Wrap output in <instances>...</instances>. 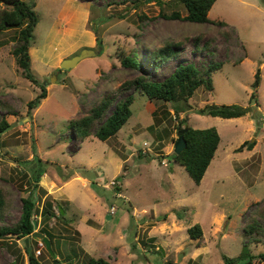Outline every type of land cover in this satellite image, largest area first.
Here are the masks:
<instances>
[{"label": "rangeland", "instance_id": "obj_1", "mask_svg": "<svg viewBox=\"0 0 264 264\" xmlns=\"http://www.w3.org/2000/svg\"><path fill=\"white\" fill-rule=\"evenodd\" d=\"M25 1L38 16L30 46L37 83L18 69L14 31L0 32V100L10 105L0 107V119L10 123L0 133V188L6 198L0 226H14L23 198H30L38 224L34 231L52 232V240L46 236L56 256L33 233L28 238L7 234L0 235V264H30L29 252L43 264H86L89 256H103L112 264H225L224 255L237 257L246 244L253 264H264V218L258 216L264 206L263 0H255L262 11L247 5L237 10L233 0H219L206 23L160 14H186L178 0L162 5L156 0ZM222 4L227 16L217 13ZM59 26L66 28L64 36L55 34ZM165 42H181L182 47L177 56L150 67L151 80H163L182 62L202 71L210 62H223L211 74L214 89L202 85L188 102L150 99L134 89L118 91L141 74L124 67L121 57L136 53L146 61L145 54ZM83 49L97 54L60 70L63 59ZM258 69L261 82L254 88ZM42 86L47 96L31 111L28 102ZM108 94L116 97L115 104L133 94L131 117L108 140L91 135L81 145L69 122ZM212 104H237L248 113L223 118L199 112ZM10 109L16 114H9ZM183 119L195 128L215 127L221 136L199 185L172 160ZM246 141L256 142L253 149L238 151ZM40 170L60 180L62 188L55 194L62 199L47 196L41 180L35 187ZM69 177L71 182L64 184ZM118 179L119 185H109ZM48 199L54 202L53 216L46 213ZM253 217L259 219L261 233L248 238L244 226ZM196 223L203 235L193 239L188 229Z\"/></svg>", "mask_w": 264, "mask_h": 264}, {"label": "trees", "instance_id": "obj_2", "mask_svg": "<svg viewBox=\"0 0 264 264\" xmlns=\"http://www.w3.org/2000/svg\"><path fill=\"white\" fill-rule=\"evenodd\" d=\"M217 0H178L183 4L186 14H182L179 10H172L171 12L161 11L160 14L170 20H184L198 23H206L210 21L209 11ZM160 5L164 0H156ZM34 5L29 4L25 0H0V32L13 30V41L15 46L12 48V54L15 57L16 64L23 77L30 79L37 83V79L31 73V54L30 46L34 29L38 23V16L34 10ZM215 23L224 27L229 26L228 23L217 20ZM228 34L227 32H225ZM98 38V37H97ZM200 37L196 39V46ZM99 45L102 46V39L98 38ZM210 43L207 41L204 47H209ZM181 42H165L157 49L152 50L145 54L146 61L140 60L139 56L135 54H128L122 56L120 59L121 64L127 68L138 69L141 74L136 78L125 81L121 84L120 90H140L143 94L147 95L150 99H161L166 102H188L195 94L196 90L204 85L208 90H213V82L211 79L212 72L221 69L223 62H210L207 69L203 71L195 66L192 62L179 63L173 72L165 77L163 80L154 81L150 79V67L159 66L167 60L177 56L181 49ZM62 70V69H60ZM261 82V69L255 73V80L253 87L258 88ZM255 92L252 93L251 98L255 97ZM47 92L42 86V92L34 100L28 102L32 111L36 102L41 98H45ZM116 97L113 95H105L101 101L91 107L89 112L84 116L71 120L70 128L74 138L85 140L91 135L98 137L101 140H108L110 137L116 135L118 131L126 124L132 115L131 105L135 98L133 94L127 96L124 100L118 101L115 104ZM116 105L113 109V105ZM0 107H10L9 104L0 100ZM201 114L210 115L213 117L223 118H238L248 113L246 107L237 104L233 105H207L200 109ZM9 114H16L15 110L8 112ZM179 119V116L176 115ZM187 120H181L182 126L179 129H186L184 136L187 140V146L179 154L172 153V160L175 163L183 166L190 177L197 185L202 182L204 175L214 158L216 151L219 147L221 136L217 128H195L186 125ZM10 127V123L4 116L0 119V133L5 132ZM255 141H246L239 148L238 151H243L246 147L248 150L253 149ZM45 171H38L35 176V187L39 185L40 176ZM46 213L53 216L52 208L54 202L47 200ZM6 198L4 191L0 188V217L4 213V205ZM35 203L30 198H23V211L19 221L14 226H0V235L7 234L16 235L17 237H30L35 230L33 223ZM63 208V207H62ZM258 216L264 218V206L258 209ZM259 219L253 217L244 226V233L248 238L261 233ZM41 231L45 233L51 240L52 234L45 228ZM189 236L193 239L202 237L203 231L199 223L194 224L188 229ZM50 242L52 243V241ZM27 243V242H26ZM30 264H43L34 253L29 252ZM264 257V255H263ZM248 258L247 264H253V255L249 254L248 245L243 246V252L237 257H229L224 255L225 264H234L237 261H243ZM86 264H112L103 256L93 257L89 256Z\"/></svg>", "mask_w": 264, "mask_h": 264}, {"label": "crops", "instance_id": "obj_3", "mask_svg": "<svg viewBox=\"0 0 264 264\" xmlns=\"http://www.w3.org/2000/svg\"><path fill=\"white\" fill-rule=\"evenodd\" d=\"M219 0H217L215 3H214V5L215 4H217V2H218ZM234 1V4H233V7H235L237 10H241L242 8H244V9H246L245 7H244V5H247V6H251V7H253V8H256V10H258V11H262V6H260L259 4H257L256 3V1L255 0H233ZM225 3L226 4H228L229 3V0H225ZM263 3H264V0H263ZM214 5L212 6V8H211V10L209 11V18H210V20H211V13H212V10H213V7H214ZM223 5V7H221V8H218L217 9V13L218 14H224V16H227L226 14V10H224V4H222ZM227 6V5H226ZM87 10V9H86ZM224 10V11H223ZM86 14V13H85ZM88 17V16H87ZM227 18V17H226ZM63 24V23H62ZM67 25V24H66ZM233 27V26H232ZM234 28V27H233ZM65 29L66 28H63V27H58L57 28V30L55 31V34L57 33L59 36L61 35V36H64V31H65ZM62 33V34H61ZM85 33V32H84ZM85 35H87V34H85ZM60 40H61V38H60ZM93 41V40H92ZM94 42V41H93ZM93 42H92V44H93ZM30 54H32V52L30 51ZM82 143H83V141H81V145H82ZM81 145H80V148H81ZM79 148V149H80ZM57 165H58V167L60 168H62L63 167V164H58V163H56ZM102 173V172H101ZM60 177V176H59ZM79 178H82V177H80L79 176ZM60 179H61V177H60ZM41 181H40V184L41 185H43L44 186V188L46 189L45 191H46V195L48 196V195H52L53 197H54V199H56V200H59V199H62V198H60V197H58L56 194H55V191H59L61 188H62V186H60L59 185V183H60V180L56 177V176H54V177H50V175H47V173H44L43 175H41V179H40ZM62 180V179H61ZM70 180V181H69ZM65 183L64 184H67V183H69V182H71V178L69 177V178H66L65 179V181H64ZM69 201V200H68ZM108 215H109V212H108ZM111 215V214H110ZM49 231V230H48ZM43 233V232H42ZM49 233L50 234H52V232L51 231H49ZM45 236H46V234L45 233H43ZM53 235V234H52Z\"/></svg>", "mask_w": 264, "mask_h": 264}, {"label": "water", "instance_id": "obj_4", "mask_svg": "<svg viewBox=\"0 0 264 264\" xmlns=\"http://www.w3.org/2000/svg\"><path fill=\"white\" fill-rule=\"evenodd\" d=\"M96 54H97V52L93 49H83L80 54H77V55L70 57V58L63 59L62 62L60 63V68L61 69L73 68L84 58L94 56ZM185 130L186 129L180 128L178 131V139L175 143V149H174L175 153H177V154H179L187 146V140L184 136ZM62 212H63V210H62ZM110 216L111 215L109 214L108 217H110ZM33 223H34V227L37 228V226H38L37 221L33 220ZM33 234L37 235L43 239V241L45 242L47 250L51 253L52 257H55L56 254L54 253V251L51 247V242H50L49 238L47 236H45L42 232H38L37 230L34 231ZM26 242L28 244V239L26 240Z\"/></svg>", "mask_w": 264, "mask_h": 264}, {"label": "built area", "instance_id": "obj_5", "mask_svg": "<svg viewBox=\"0 0 264 264\" xmlns=\"http://www.w3.org/2000/svg\"><path fill=\"white\" fill-rule=\"evenodd\" d=\"M163 162H165V160L163 161ZM120 184V180L118 179V180H112L111 182H110V184L109 185H111V186H115V185H119ZM113 212V211H112ZM111 212V213H112Z\"/></svg>", "mask_w": 264, "mask_h": 264}, {"label": "clouds", "instance_id": "obj_6", "mask_svg": "<svg viewBox=\"0 0 264 264\" xmlns=\"http://www.w3.org/2000/svg\"><path fill=\"white\" fill-rule=\"evenodd\" d=\"M45 243V242H44Z\"/></svg>", "mask_w": 264, "mask_h": 264}]
</instances>
